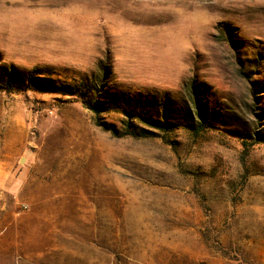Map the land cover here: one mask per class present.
I'll list each match as a JSON object with an SVG mask.
<instances>
[{
	"label": "rangeland",
	"instance_id": "obj_1",
	"mask_svg": "<svg viewBox=\"0 0 264 264\" xmlns=\"http://www.w3.org/2000/svg\"><path fill=\"white\" fill-rule=\"evenodd\" d=\"M0 264H264V0H0Z\"/></svg>",
	"mask_w": 264,
	"mask_h": 264
},
{
	"label": "trees",
	"instance_id": "obj_2",
	"mask_svg": "<svg viewBox=\"0 0 264 264\" xmlns=\"http://www.w3.org/2000/svg\"><path fill=\"white\" fill-rule=\"evenodd\" d=\"M227 29V28H226ZM35 73H31L30 74V84L31 85H38V87H41V89H45L46 91H53V92H56V93H62V94H75L76 92L80 93L82 91L85 90L86 93L88 92H92L96 89L97 85H95V81L92 82V84L88 83V80L85 78H82L79 80L78 83H71V84H66V83H62V82H54L53 83V80L50 79V82L48 85H46V83L44 84V82H42L43 80H46V79H43L37 75H34ZM35 77H38L40 79H35ZM42 83L43 86L39 85L40 82ZM49 81V79L47 80V82ZM8 82H11V79L9 78L8 79ZM92 85V86H90ZM47 86V87H45ZM194 92V91H193ZM195 93V92H194ZM195 95V94H194ZM192 102L194 103V109H193V113L190 111V109H186L184 110V115L187 119L189 120H194L193 117H198L199 118V121L197 122L198 126H197V129L198 130H201L203 129V127H205V117L203 115V110H202V107H200V105L197 103L196 100H194V98L192 99ZM193 114V117H192V114ZM112 129V127H111ZM115 132V130H113ZM127 133L128 134H136V135H140V134H137L136 132L130 130V126L127 127L126 129ZM145 135V134H143Z\"/></svg>",
	"mask_w": 264,
	"mask_h": 264
}]
</instances>
